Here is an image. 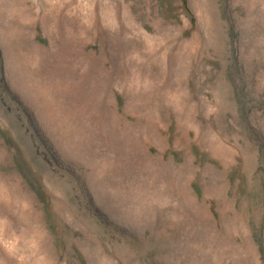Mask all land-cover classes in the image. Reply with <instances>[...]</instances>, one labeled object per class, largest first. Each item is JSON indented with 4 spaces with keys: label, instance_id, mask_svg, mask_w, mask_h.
I'll list each match as a JSON object with an SVG mask.
<instances>
[{
    "label": "rangeland",
    "instance_id": "rangeland-1",
    "mask_svg": "<svg viewBox=\"0 0 264 264\" xmlns=\"http://www.w3.org/2000/svg\"><path fill=\"white\" fill-rule=\"evenodd\" d=\"M0 264H264V0H0Z\"/></svg>",
    "mask_w": 264,
    "mask_h": 264
}]
</instances>
